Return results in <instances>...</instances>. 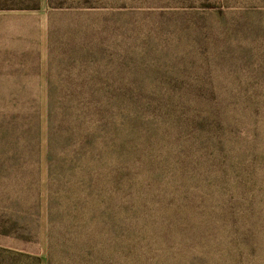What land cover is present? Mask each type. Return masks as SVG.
<instances>
[{
  "label": "trees",
  "instance_id": "obj_1",
  "mask_svg": "<svg viewBox=\"0 0 264 264\" xmlns=\"http://www.w3.org/2000/svg\"><path fill=\"white\" fill-rule=\"evenodd\" d=\"M169 1L159 20L193 32L202 65L139 66L81 31L59 65L49 46L45 106L0 95V237L40 246L45 218L47 264H264V0ZM17 9L41 3L0 0ZM206 36L252 37L256 61L229 67Z\"/></svg>",
  "mask_w": 264,
  "mask_h": 264
},
{
  "label": "rangeland",
  "instance_id": "obj_2",
  "mask_svg": "<svg viewBox=\"0 0 264 264\" xmlns=\"http://www.w3.org/2000/svg\"><path fill=\"white\" fill-rule=\"evenodd\" d=\"M39 1L40 11H0V95L38 97L45 106L47 55L51 52L49 46L53 50L51 53L55 65H59L62 57L58 48L63 47L67 36H70L69 43L72 41L78 44L82 38L81 31L88 33L89 43L103 47L110 53L128 55L129 52L135 59L133 62L139 66H169L178 63L189 65L195 60L193 56L198 55L195 54L196 36L192 35L193 32L188 33L192 36H182L178 23L159 20L158 13L165 11L169 0H100L92 5L95 8L92 13L84 14L82 10L72 9L70 6L80 7L83 0H60L55 7L49 5V0ZM61 4H66V7ZM257 9L262 12L254 14L252 20L264 21V9ZM241 37L206 36L205 40L210 46L213 45L214 50L222 53L229 51V67L231 63L241 65L246 60L254 63L256 59L250 54L256 53L250 51L246 45L254 39L244 36V40ZM243 43L247 50L244 47L237 48ZM214 54L215 51H212L210 55L213 57ZM197 61L200 62L199 65L203 64L201 53ZM94 63L107 66L117 65L119 62L117 59H110ZM229 67L222 73L223 79H239L240 75L231 73ZM221 76L217 79L220 80ZM39 242L40 246H26L0 237V252L5 256L14 249L42 253L44 264H47L45 218L42 221ZM4 263L0 259V264Z\"/></svg>",
  "mask_w": 264,
  "mask_h": 264
}]
</instances>
